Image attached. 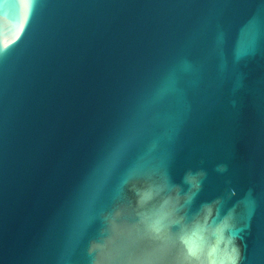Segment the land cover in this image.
Instances as JSON below:
<instances>
[{"label":"water","instance_id":"obj_1","mask_svg":"<svg viewBox=\"0 0 264 264\" xmlns=\"http://www.w3.org/2000/svg\"><path fill=\"white\" fill-rule=\"evenodd\" d=\"M212 248L264 264V0H0V264Z\"/></svg>","mask_w":264,"mask_h":264},{"label":"snow or ice","instance_id":"obj_2","mask_svg":"<svg viewBox=\"0 0 264 264\" xmlns=\"http://www.w3.org/2000/svg\"><path fill=\"white\" fill-rule=\"evenodd\" d=\"M150 199H152L151 192H144L143 195L141 196L142 203ZM145 219L148 224L149 230L157 236L164 230V227L166 226L164 223L165 217L163 215H160L156 218H154V216H146ZM182 243L186 251L187 257L193 260L200 259V253L203 248V242L199 236H197L196 234L188 236L182 240ZM217 252H218L217 248H212L210 250V252L208 253L209 261H214L215 264H224V260H219L217 256ZM225 259L230 261L231 264H235V260H236L235 250L233 249L231 253L227 254Z\"/></svg>","mask_w":264,"mask_h":264},{"label":"clouds","instance_id":"obj_3","mask_svg":"<svg viewBox=\"0 0 264 264\" xmlns=\"http://www.w3.org/2000/svg\"><path fill=\"white\" fill-rule=\"evenodd\" d=\"M210 264H215V262L214 261H210Z\"/></svg>","mask_w":264,"mask_h":264}]
</instances>
